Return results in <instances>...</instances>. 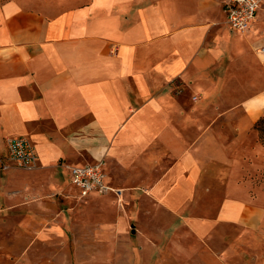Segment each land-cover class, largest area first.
<instances>
[{"label":"crops","instance_id":"0c3cea01","mask_svg":"<svg viewBox=\"0 0 264 264\" xmlns=\"http://www.w3.org/2000/svg\"><path fill=\"white\" fill-rule=\"evenodd\" d=\"M64 4L57 14L17 1L0 6V155L9 137L31 140L38 163L24 185L35 181L57 191L54 174L61 172L78 196L67 166L102 161L106 171L114 157L118 172L145 185L132 188L134 194L149 197L140 199L139 193L120 225L153 219L154 210L163 220L171 218L165 228L171 230L169 240L165 230L159 242L155 234L138 237L147 258L180 248L175 232L181 228L198 240L235 227L247 234L260 231V205L234 183L220 201L214 199L198 183V158L231 155L264 113V59L251 50L255 42L264 46V0L246 33L225 24L221 0ZM174 81L192 85L204 101L218 96L219 106L235 103L228 110L229 148L222 150L228 139L225 131L211 130L213 123L187 148L188 130L209 125L199 113L209 115L213 105L209 101L187 115L172 96ZM105 183L123 192L108 176ZM216 241L225 244L223 237Z\"/></svg>","mask_w":264,"mask_h":264},{"label":"rangeland","instance_id":"374dc122","mask_svg":"<svg viewBox=\"0 0 264 264\" xmlns=\"http://www.w3.org/2000/svg\"><path fill=\"white\" fill-rule=\"evenodd\" d=\"M11 1L49 8L54 14L66 8L64 0H0V6ZM261 5L262 0L260 8ZM259 48L257 42L252 45L254 55H258ZM224 84L225 81H221L219 87ZM171 87L173 98L187 115L209 101V105H213L210 116L199 113L209 125L188 130L184 137L187 148L194 146L212 123L211 130L225 131L229 140L224 139L222 150L229 148L233 135L229 131L228 110L235 105L231 98L219 106L220 97L211 96L204 101V96L195 92L190 84L174 81ZM3 151L0 155V264H264V221L260 231L247 234L235 227L204 240H198L188 229L181 228L175 232L180 248L172 252L163 249L147 258L141 255L138 237L155 234L154 241L159 242L158 235L168 227L171 218L163 220L154 210L153 219L141 217L136 225L127 219L125 225H120L121 219L130 215V203L139 200L142 193L138 191L135 195L131 189L145 190V185L138 181L133 184L123 172H118L114 157L107 162L104 171L111 183L123 192L115 189L117 192L80 199L61 172L54 174L60 184L57 191L48 192L44 183L35 181L25 186L26 174L37 167L21 169L9 159L6 150ZM199 160L202 168L198 183L206 192L214 194V199L220 201L228 185L234 183L264 210V113L251 127L249 138L231 155H199ZM11 174L15 176L10 178ZM141 176V180L145 178ZM28 191L33 192L31 196ZM144 198L149 197L144 193L140 199ZM166 232L169 240L171 230ZM216 236L223 237L225 244L216 241Z\"/></svg>","mask_w":264,"mask_h":264},{"label":"built area","instance_id":"2783aa9c","mask_svg":"<svg viewBox=\"0 0 264 264\" xmlns=\"http://www.w3.org/2000/svg\"><path fill=\"white\" fill-rule=\"evenodd\" d=\"M226 13V23L239 33H246L255 20L260 7L259 0H221ZM264 59V46L258 50ZM9 159L19 168L31 170L37 167V154L33 143L26 136H14L6 139ZM71 183L79 190L80 199L91 193L97 195L117 192L105 183L104 163L99 161L82 167L67 166Z\"/></svg>","mask_w":264,"mask_h":264},{"label":"water","instance_id":"95a60500","mask_svg":"<svg viewBox=\"0 0 264 264\" xmlns=\"http://www.w3.org/2000/svg\"><path fill=\"white\" fill-rule=\"evenodd\" d=\"M132 233H134V230H132Z\"/></svg>","mask_w":264,"mask_h":264}]
</instances>
